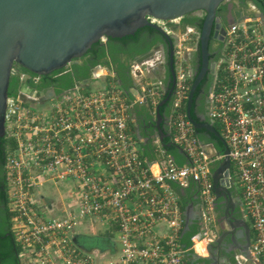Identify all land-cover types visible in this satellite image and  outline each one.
I'll list each match as a JSON object with an SVG mask.
<instances>
[{"label": "built area", "instance_id": "built-area-1", "mask_svg": "<svg viewBox=\"0 0 264 264\" xmlns=\"http://www.w3.org/2000/svg\"><path fill=\"white\" fill-rule=\"evenodd\" d=\"M248 5V13L225 29L209 119L228 148L226 179L240 188L243 216L254 231L249 253L264 264V22L257 5ZM192 33L187 27L180 37L192 40ZM163 62L159 55L133 59L127 87L113 70L98 64L88 79L49 97L31 84L40 75H19L16 95L6 99L3 137L19 257L29 264H189L180 244L184 219L173 184H197L202 209L210 212L211 168L224 154H210L186 117L188 67L178 56L167 121L170 142L183 150L187 162L176 163L158 137L153 141L156 157L144 156L130 127L131 109L145 105L155 118L165 95ZM48 188L59 190L49 206L40 198ZM89 220L109 231L112 250L102 257L74 241Z\"/></svg>", "mask_w": 264, "mask_h": 264}, {"label": "water", "instance_id": "water-1", "mask_svg": "<svg viewBox=\"0 0 264 264\" xmlns=\"http://www.w3.org/2000/svg\"><path fill=\"white\" fill-rule=\"evenodd\" d=\"M224 0H0V139L4 137V113L8 97L9 79L14 65L19 64L26 70L45 75L67 67L82 57L92 44L102 38H122L133 35L139 28L149 26L167 34L148 17L159 20L181 18L197 10H203L205 16L200 29L199 44L202 56V75L207 65V44L216 9ZM264 1V0H262ZM264 20V16L260 14ZM223 39V37H222ZM170 80L165 85V95L156 107V119L153 123L160 141L165 142L170 134L162 127L164 116L160 107L166 104L173 93L174 69L173 57L169 56ZM197 80L189 89L186 100V117L196 130H204L214 136L222 145L224 157L212 170L213 209L221 220L231 226L224 230L216 240L207 243L206 248L218 246L228 236L227 244H236L237 250L247 257L249 254L250 231L247 223L230 214V202L233 196L230 186L231 163L228 148L219 131L212 122L194 119L191 111L192 95ZM49 97V96H48ZM183 153V150L175 146ZM220 151L217 150V153ZM240 201L239 195L236 196ZM201 219V218H200ZM219 221V222H220ZM194 223L193 205L184 206V223L181 235ZM242 229H234L235 225ZM242 232H241V231ZM245 236V237H244ZM241 241V242H240ZM243 241V242H242ZM210 257L216 261L209 251ZM194 258H198L196 253ZM223 259L229 262L235 257V249L226 250ZM191 264H196L189 259Z\"/></svg>", "mask_w": 264, "mask_h": 264}, {"label": "flooded vegetation", "instance_id": "flooded-vegetation-1", "mask_svg": "<svg viewBox=\"0 0 264 264\" xmlns=\"http://www.w3.org/2000/svg\"><path fill=\"white\" fill-rule=\"evenodd\" d=\"M249 2H252L257 5L259 10V15L264 16V1H261V7L256 2L259 0H224L220 3L216 9L215 18L210 29L208 44H207V65L203 70L202 75L197 79L198 75L202 70V56L201 49L199 44L200 29L205 16L203 10H197L195 12L189 13L181 18H178L175 21L162 20L161 22H152L158 25L167 36L163 35L158 30L151 28L149 26H144L140 31H136L132 37L126 42H116L112 46V54L107 53V59L110 60L109 56H117L118 64L128 65L129 74H130V63L133 59H130L128 56L132 53H136L144 48L146 50L142 53L136 54L135 58L138 56L148 55V56H163V64L161 66L162 78L165 85L170 80V66H169V56L173 57V69H174V88L176 84L177 77V58L178 56H183L185 63L188 67L187 69V80L189 82V89L192 87V84L197 80L195 85L192 102H191V111L194 119L204 120L206 122H211L209 119V94L212 90V86L215 80L216 73V63L220 57L225 29L236 19L242 17L248 13ZM187 19H193V23L189 24L186 22ZM202 20L200 28L199 23ZM264 22V20H262ZM151 22V21H150ZM187 27L193 28V33L190 35L191 39L185 41L188 46L183 45V52H181V39L183 34L187 31ZM165 28H171L173 33H168ZM223 37V39H222ZM179 39V41H178ZM181 39V40H180ZM106 38L103 42H107ZM184 41V40H183ZM180 43V44H178ZM22 71L19 64L14 65L13 74H22ZM28 73V72H26ZM32 75V73H29ZM121 82V79H118ZM189 92V90H188ZM59 93L56 92L55 85H50L45 89V96H56ZM188 96V95H187ZM171 98L166 103L170 106ZM165 105V104H164ZM163 106V105H162ZM162 127L165 131L168 129L167 117L164 116L162 122ZM154 128V127H153ZM139 132V127L137 128ZM141 131V129H140ZM155 131V129H153ZM207 136L211 137L208 133ZM2 139V138H1ZM0 139V264H22L19 257V252L14 249L13 246H10L9 242L11 237L15 244V237L11 229V214L8 204V192H7V180L4 169V161L2 156V141ZM212 142V141H211ZM213 143V142H212ZM234 200L230 202V214L237 216V208ZM251 233H250V242H251ZM245 237V236H244ZM229 250V247L226 248Z\"/></svg>", "mask_w": 264, "mask_h": 264}, {"label": "crops", "instance_id": "crops-1", "mask_svg": "<svg viewBox=\"0 0 264 264\" xmlns=\"http://www.w3.org/2000/svg\"><path fill=\"white\" fill-rule=\"evenodd\" d=\"M169 111H170V106L167 114L165 115L166 117H168ZM155 119L156 116L155 118H153V116H151L150 112L148 111V108L145 105L136 104L131 109L130 127L132 128L136 137L140 140V144L142 146L143 152L145 150V146L147 148L148 147L151 148L154 154V158L156 157V153L154 151L155 147L153 145V141L156 137H158L157 129L153 128L154 127L153 123ZM138 127H139V132L137 131ZM153 129H155V131H153ZM167 139H169L170 141V136ZM204 143L208 145V147H206V150H208L210 154L215 153V151L217 152L214 143H212L211 141H205ZM176 152H177L176 156H174L169 152L176 163L183 164L187 162V157L185 154L180 153L177 149ZM144 156L147 158L146 155ZM216 166H217V162L214 165H212L211 169L213 170V168H215ZM173 188L179 199V204L181 206L183 213V219H184V206L189 204L193 205L194 223L192 226H195L197 230L194 235H198L196 237L203 240L202 243L197 242L195 244H194V240H192V246L189 249L191 250V253L187 255L185 254L186 260L188 261L189 264H191L189 262V259H192L196 264H260V260L258 258H255L254 256L252 257L250 253H248L249 255L247 257L242 255L241 252L237 250L236 244H227L226 242L228 241L227 239L228 236L224 237L218 246H216L215 244L213 248H209L208 250L206 248L207 243L216 240L222 231L230 230L231 226L224 219L220 221V218L218 217L217 213L214 211L213 208L210 212L206 211L205 209H202L197 184L191 182L187 187L179 188L174 186ZM230 190L233 196L232 200L237 202L236 208H237L238 219L243 220L247 223L249 227V231L252 234L251 235V240H252L254 236V231L250 221L243 216L242 203H241V190L236 184L231 185ZM56 194L57 195L59 194V190H55L54 188H48L46 195L43 197L41 196L40 198H42V202L45 205L49 206L51 202L54 203ZM237 195H239L240 201L237 199L236 197ZM205 214L209 215L211 220L206 221L204 218ZM240 226L241 225L237 224L234 226V229L236 230L242 229L240 228ZM109 235H110L109 231L108 229H106L104 224H100L96 221L89 220L87 223V229L82 230V233H79L78 235L79 237H76L74 241L76 245L80 247V249L92 253L97 257H102L103 253L106 254L107 250L109 249L112 250L111 243L109 244L106 243V239L111 240ZM197 244L200 245L202 251L197 250ZM228 247L229 250L231 248L235 249V257L231 259L230 262L228 258L223 259L222 257L223 254L226 255V248ZM209 251L213 254L216 261H213V259L210 257L211 255ZM194 253L198 255V258H194L193 256Z\"/></svg>", "mask_w": 264, "mask_h": 264}, {"label": "trees", "instance_id": "trees-1", "mask_svg": "<svg viewBox=\"0 0 264 264\" xmlns=\"http://www.w3.org/2000/svg\"><path fill=\"white\" fill-rule=\"evenodd\" d=\"M261 1L256 2L259 7H261ZM220 7V6H219ZM187 23L192 24L193 19H187ZM202 20H200L199 23V28L201 25ZM142 28H139L137 31H140ZM132 35L124 36L122 38H108L107 42L104 44L103 42L99 41L97 43L92 44L91 48L87 50V52L80 58L76 59V61L72 62L68 67L60 69V70H55L51 73L45 74V75H40L39 81L37 83H32L31 84L36 87L37 89L44 90L48 88L50 85H55L56 92L61 93L62 91L71 88L75 82L77 81H83L86 80L90 77L91 71L93 67L96 65H104L108 67L109 69L113 70L117 76V78L121 79L120 85L122 87H127L131 85L132 79L129 74V66L128 65H123V64H118V66L115 65V63L118 62L117 56H109L111 59H107V53L112 54V46L116 42H126L128 41ZM146 50V48L130 54L128 57L130 59H135V55L142 53ZM22 71L32 73L22 66H20ZM34 74V73H32ZM20 80H19V74H11L10 79H9V86H8V96H14L16 95L18 88H19ZM169 105H163L160 107V111L162 114L165 116L168 112ZM217 130L218 127L215 125ZM196 135L200 137L202 141H212L216 147V149L220 152H222L223 145L214 137L211 135V137L207 136L206 131L204 130H196L195 129ZM2 141V156H3V161H5V140L4 138L1 139ZM169 139H166L165 142H168ZM165 148L167 151H169L171 154L176 156V147L175 145L171 146H166ZM144 155L147 156L148 160H153L154 159V154L151 148H147L145 146V150L143 152ZM177 187L176 185L173 184V187ZM196 227L191 226V228L183 233L180 236V244L181 247L186 250L185 254L191 253V250H189L192 246V236L196 233ZM79 237V236H78ZM106 243L109 244L110 240L106 239ZM10 246H13L14 249H16L17 252H19V247L18 245L15 244L13 237H11V240L9 242Z\"/></svg>", "mask_w": 264, "mask_h": 264}, {"label": "rangeland", "instance_id": "rangeland-1", "mask_svg": "<svg viewBox=\"0 0 264 264\" xmlns=\"http://www.w3.org/2000/svg\"><path fill=\"white\" fill-rule=\"evenodd\" d=\"M178 41H179V39H178ZM178 44H180V43H178ZM183 45L188 46V44L185 41H182V43H181V52H183ZM13 227H14L15 230H18V228H20L19 222L17 224L13 225ZM17 235L18 236L19 235L22 236V234H20V232H18ZM21 240L24 241L23 237L21 238ZM20 259H21V263L22 264H29V262L27 261V259L25 257L24 258L23 257H20Z\"/></svg>", "mask_w": 264, "mask_h": 264}, {"label": "bare ground", "instance_id": "bare-ground-1", "mask_svg": "<svg viewBox=\"0 0 264 264\" xmlns=\"http://www.w3.org/2000/svg\"><path fill=\"white\" fill-rule=\"evenodd\" d=\"M197 242H201V243H202L203 240H201V239H199V238L196 237V238L194 239V244L197 243ZM197 250H198V251H202V249H201V247H200L199 244H197Z\"/></svg>", "mask_w": 264, "mask_h": 264}]
</instances>
